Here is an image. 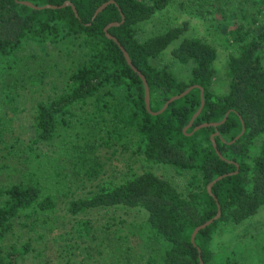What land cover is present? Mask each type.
<instances>
[{"label":"trees","instance_id":"obj_1","mask_svg":"<svg viewBox=\"0 0 264 264\" xmlns=\"http://www.w3.org/2000/svg\"><path fill=\"white\" fill-rule=\"evenodd\" d=\"M24 1L43 7L66 0H0V264H20L34 249L31 236L19 241L26 229L37 231L40 241L54 236L65 264H91L106 248L115 251L117 264H128L130 238L121 232L122 222L90 215L117 206L147 211L136 235L154 237L164 248L140 240L149 264H200L198 247L205 263L214 264L212 241L220 225L242 223L264 206V139L258 141L264 133V0H190L202 18L218 20L232 36L225 93L211 88L217 48L186 37L188 22L150 27L175 0H115L93 21L109 0H71L78 16L70 5L34 8ZM121 12L125 21L109 32L146 76L152 111L189 86L204 88L205 105L192 126L202 104L200 87L162 113L147 109L142 78L105 32L109 23L122 21ZM170 47L179 62L193 63L187 81L153 62ZM23 102L33 111L27 138L15 124ZM228 112L224 123L194 131ZM243 123L245 132L231 142ZM216 132L222 156L212 140ZM102 149H132L149 164L173 170V177L129 167L118 181L101 180ZM223 174L210 194L208 184ZM217 201L221 216L194 245V229L217 214ZM61 206L72 222L67 231L60 227ZM262 249L264 260V243Z\"/></svg>","mask_w":264,"mask_h":264},{"label":"rangeland","instance_id":"obj_2","mask_svg":"<svg viewBox=\"0 0 264 264\" xmlns=\"http://www.w3.org/2000/svg\"><path fill=\"white\" fill-rule=\"evenodd\" d=\"M184 22H188L189 24L188 30L185 33L186 37L201 38L217 48L218 57L214 64L215 75L211 88L215 93H225L229 87L228 55L235 50L232 43V36L224 31L218 20L210 21L209 19L202 18L197 13L193 1L190 0H175L172 2L150 23V27L162 30L160 27L179 26ZM140 32L143 35L145 34V31L140 30ZM262 60L264 62V52L262 53ZM153 62L159 67L168 68L179 79L185 81L189 79L193 67L192 62L186 64L179 62L173 56L171 47L158 58L153 59ZM46 89L51 90V85L48 84ZM30 105L32 104L26 106L23 102L21 108L24 110L15 119L16 128L19 131L25 132V138L31 134L33 111L28 108ZM261 139H264V133L258 138V141ZM100 156L104 162V173L101 180L118 181L121 174L129 167H132L138 172L153 169L158 174L173 177V170L159 165L149 164L144 156L138 153L135 154L132 149L125 153H114L112 150L102 149ZM64 206H61V209H59L60 227L62 231H67L70 230L72 222ZM90 215L92 219L98 221H105L109 217H114L122 222V227H120L121 232L127 233L130 238L127 245H129L132 261L128 264H149V251L143 247L141 241L144 243L145 240L146 245L150 248H155V244H158L164 250L163 244L154 237L151 238V241L148 237L141 239L136 235V232L141 234L137 228L147 218V211L140 207L117 206L108 208V210H96ZM36 232H30L28 229L23 230V232L20 231L22 237L19 241L24 239L29 240L31 236L33 240L32 246L34 248L28 255L20 258V264H65L64 260L60 257L61 248L58 246V241H54V236H49L45 240L40 241L35 237L37 235ZM10 240L9 237L6 243H9ZM262 243H264V206H261L255 215L249 217L242 223L220 225L212 241L215 259L214 264H224L228 259L238 260L242 264H264L261 256L263 254ZM107 249H104V254L100 253L99 256L97 255L91 264H117L112 255L115 254V251L108 252ZM140 250L143 251L141 252ZM153 257L155 261H161L160 253L157 252ZM124 258L126 257L124 256ZM111 259L113 263H111Z\"/></svg>","mask_w":264,"mask_h":264},{"label":"water","instance_id":"obj_3","mask_svg":"<svg viewBox=\"0 0 264 264\" xmlns=\"http://www.w3.org/2000/svg\"><path fill=\"white\" fill-rule=\"evenodd\" d=\"M24 3L30 5V6H32V7H34V8H45V7L58 8V7H65V6L70 5V6L73 7V10H74L75 14H76L77 16L79 15L76 6L74 5V3H73L71 0H66L62 5H51V4H48V5H45V6H43V7L36 6V5H34L33 3L29 2V1H24ZM111 3H115V0H109V1H106V2H104L103 4H101V5L96 9V11H95V13H94V15H93V17H92V21L97 17V15H98L99 13H101V12H102V11H103V10L109 5V4H111ZM121 14H122V21H121V22L114 21V22L109 23V24L105 27V32H106V35H107L109 38L113 39L114 41H116V42L118 43V45L120 46V48L122 49V51H123V53H124V55H125V57H126L127 62L132 66V68L134 69V71H136V72L140 75V77L142 78V80H143V82H144V85H145V92H146L145 99H146V106H147V109H148L151 113H153V114H159V113H162V112H163V111L169 106L170 103H172L173 101H175V100H177V99H180V98H182L183 96L187 95V94H188L193 88H195V87H200V88H201V96H202V104H201L200 108H199L198 111L194 114L193 118H192L191 121H190L189 126H192V125H193V122H194V120H195V118H196L197 116H199V114L202 112L203 107H204V105H205V101H204V99H203L204 88L201 87V86H199V85H192V86H189V87H188L185 91H183L182 93L177 94V95H174V96H172L170 99H168V100L166 101V103L164 104V106H163L159 111H152V109H151V98H150V86H149V83H148V80H147L146 76H145V75H144V74H143V73H142V72H141V71H140V70H139V69L133 64V61H132V59H131V57H130L129 52H128L127 49L121 44V42L118 40V38L109 32V29H110L111 27H113V26H119L121 23H123V22L125 21V15H124V13L121 12ZM228 116H229V112H228V113L224 116V118H223L221 121H219V122L203 123V124L197 125V126L194 128V131H197V130H199L200 128L205 127V126H209V125L218 126V125L224 123V122L227 120ZM189 126H188V127H189ZM188 127H187V128H188ZM187 128H186V129H187ZM245 130H246V127H245V125H244V123H243L242 132H241V133H240V134H239V135H238L233 141H231V142H234L235 140L239 139V137L245 132ZM217 134H218V132H216V133H214V134L212 135V140H213V142H214V145H215V147H216V149H217L218 154L221 155V152L218 150V148H217V144H216V142H215V136H216ZM221 156H222V155H221ZM236 172H237V171H236ZM229 174H233V173H229ZM227 175H228V174H223V175L218 176V177L215 178L214 180H212V181L208 184V186H207L208 192H209L210 194L213 195V191H212V187H213V185H214L215 183H217L219 180L223 179V178H224L225 176H227ZM217 203H218V212H217V214H216L213 218L207 220L206 222H204L203 224L197 226V227L194 229V231H193V233H192V236H191V241H192V243H193L194 245H196V236H197V234H198L202 229H204V228H206L207 226H209L210 224H212L215 220H217V219L221 216V214H222L221 204H220L218 201H217ZM198 250H199V253H200V254H199V261H200V264H206L205 261H204V259H203V257H202V250H201V248L198 247Z\"/></svg>","mask_w":264,"mask_h":264}]
</instances>
